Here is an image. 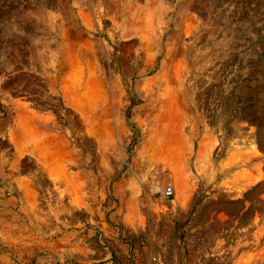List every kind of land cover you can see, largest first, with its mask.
<instances>
[{
	"label": "rangeland",
	"instance_id": "obj_1",
	"mask_svg": "<svg viewBox=\"0 0 264 264\" xmlns=\"http://www.w3.org/2000/svg\"><path fill=\"white\" fill-rule=\"evenodd\" d=\"M0 264H264V0H0Z\"/></svg>",
	"mask_w": 264,
	"mask_h": 264
},
{
	"label": "built area",
	"instance_id": "obj_2",
	"mask_svg": "<svg viewBox=\"0 0 264 264\" xmlns=\"http://www.w3.org/2000/svg\"><path fill=\"white\" fill-rule=\"evenodd\" d=\"M164 191H165L166 194H170V193L172 192V189H171L170 186H168V187H166V188L164 189Z\"/></svg>",
	"mask_w": 264,
	"mask_h": 264
}]
</instances>
